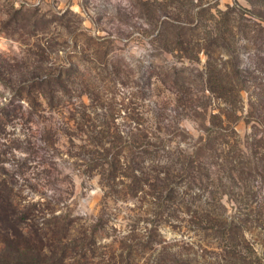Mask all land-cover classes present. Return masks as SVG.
Instances as JSON below:
<instances>
[{"label":"rangeland","instance_id":"rangeland-1","mask_svg":"<svg viewBox=\"0 0 264 264\" xmlns=\"http://www.w3.org/2000/svg\"><path fill=\"white\" fill-rule=\"evenodd\" d=\"M6 200L63 264H264V0H0Z\"/></svg>","mask_w":264,"mask_h":264},{"label":"trees","instance_id":"trees-1","mask_svg":"<svg viewBox=\"0 0 264 264\" xmlns=\"http://www.w3.org/2000/svg\"><path fill=\"white\" fill-rule=\"evenodd\" d=\"M205 7L207 5L202 6L201 9ZM162 26H165V29L168 26L183 27L180 24H175L170 19H163ZM209 74L207 79L211 93H216V95L226 93V91H218L217 89L220 88H216V85L212 82V78H217L220 81V74L218 76L212 74V72ZM136 128L139 132L143 131L140 125H137ZM121 138L118 132L115 138L116 141L121 140ZM100 153L104 157L103 162L114 165L117 159L108 158L107 150ZM111 168L112 166L108 169V174L110 173L115 178V166H113V169ZM181 168H183L184 173L183 179L190 180L188 178V164L183 163ZM145 179L143 178L142 181L144 182ZM6 202L8 204L6 225L2 229L0 228V260H2V264H63L64 259L73 255V252L78 253L79 257L76 260H79L85 258L87 249L94 250L93 247L96 243L95 229L90 228L88 232L85 230L81 235L73 237L69 233L71 222L67 218H58L53 215L41 221L32 220L23 216L12 205V200H6ZM91 246L92 248H90Z\"/></svg>","mask_w":264,"mask_h":264}]
</instances>
